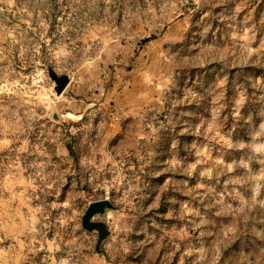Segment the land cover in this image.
<instances>
[{
  "label": "rangeland",
  "instance_id": "1",
  "mask_svg": "<svg viewBox=\"0 0 264 264\" xmlns=\"http://www.w3.org/2000/svg\"><path fill=\"white\" fill-rule=\"evenodd\" d=\"M0 264H264V0H0Z\"/></svg>",
  "mask_w": 264,
  "mask_h": 264
},
{
  "label": "water",
  "instance_id": "2",
  "mask_svg": "<svg viewBox=\"0 0 264 264\" xmlns=\"http://www.w3.org/2000/svg\"><path fill=\"white\" fill-rule=\"evenodd\" d=\"M49 76L51 80H53L56 84V94L60 96L69 84V78L67 76H58L54 72H50ZM54 118L57 120L56 117ZM112 208H114L113 205L106 200L93 202L88 206L85 214L82 217V228L88 232L96 231L98 233L97 248L100 246L101 242L109 235V230L104 223L94 222L93 218L98 214L105 213L107 209Z\"/></svg>",
  "mask_w": 264,
  "mask_h": 264
},
{
  "label": "trees",
  "instance_id": "3",
  "mask_svg": "<svg viewBox=\"0 0 264 264\" xmlns=\"http://www.w3.org/2000/svg\"><path fill=\"white\" fill-rule=\"evenodd\" d=\"M66 149H67L69 157L76 164L78 160H77L75 149L72 146V144L71 143H66Z\"/></svg>",
  "mask_w": 264,
  "mask_h": 264
}]
</instances>
